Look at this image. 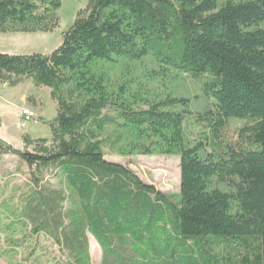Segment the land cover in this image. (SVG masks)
Instances as JSON below:
<instances>
[{
  "label": "trees",
  "instance_id": "obj_1",
  "mask_svg": "<svg viewBox=\"0 0 264 264\" xmlns=\"http://www.w3.org/2000/svg\"><path fill=\"white\" fill-rule=\"evenodd\" d=\"M63 1L0 0V32H52ZM145 59L188 75L206 106L110 93L104 67ZM25 79L57 114L50 138H0L28 176L0 185L1 259L93 264L92 235L101 264H264V0H89L51 52L0 51V82ZM232 119L244 124L231 134ZM108 128L130 138L120 153L180 155L179 197L107 159Z\"/></svg>",
  "mask_w": 264,
  "mask_h": 264
},
{
  "label": "rangeland",
  "instance_id": "obj_2",
  "mask_svg": "<svg viewBox=\"0 0 264 264\" xmlns=\"http://www.w3.org/2000/svg\"><path fill=\"white\" fill-rule=\"evenodd\" d=\"M226 0H218L221 5ZM238 1V0H236ZM89 0H64L57 14L60 25L52 32H0V51L5 53H49L62 41L65 31L73 24L80 10L85 9ZM107 71L110 93L124 91V98L134 106H144L148 102L159 101L168 96H185L192 100L190 109L202 110L207 99L201 87L188 75L173 68L161 70L145 59L142 62L119 61L103 69ZM33 111V118L25 122L23 110ZM57 114L56 102L50 96V89L36 86L31 79H25L17 86H8L0 82V138L17 148H23V136L50 138L51 128L44 121L53 119ZM243 120H231V134L242 127ZM187 137L190 143L202 135L201 129L187 125ZM108 140L104 144L106 158L123 163L133 169L144 181L154 184L158 189L177 199L180 195L181 156L120 153V147L129 143L130 138L115 143L116 131L107 129ZM20 170V171H19ZM10 173V174H9ZM55 182L53 177H48ZM6 180L10 185L24 186L28 181L27 167L13 154L0 156V185ZM9 188L5 196L9 195ZM90 257L93 264H101L102 249L90 235ZM0 264H8L0 258Z\"/></svg>",
  "mask_w": 264,
  "mask_h": 264
},
{
  "label": "built area",
  "instance_id": "obj_3",
  "mask_svg": "<svg viewBox=\"0 0 264 264\" xmlns=\"http://www.w3.org/2000/svg\"><path fill=\"white\" fill-rule=\"evenodd\" d=\"M33 116H34V113L29 108L23 110V120L25 122L30 121L33 118Z\"/></svg>",
  "mask_w": 264,
  "mask_h": 264
}]
</instances>
